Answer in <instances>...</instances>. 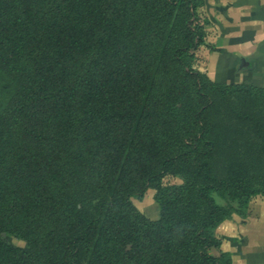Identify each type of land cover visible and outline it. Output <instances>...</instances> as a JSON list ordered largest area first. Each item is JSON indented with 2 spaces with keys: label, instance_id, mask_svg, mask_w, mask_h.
<instances>
[{
  "label": "trees",
  "instance_id": "16d2710c",
  "mask_svg": "<svg viewBox=\"0 0 264 264\" xmlns=\"http://www.w3.org/2000/svg\"><path fill=\"white\" fill-rule=\"evenodd\" d=\"M204 3L0 0V264H233L215 229L264 197V87L197 68Z\"/></svg>",
  "mask_w": 264,
  "mask_h": 264
},
{
  "label": "crops",
  "instance_id": "0c3cea01",
  "mask_svg": "<svg viewBox=\"0 0 264 264\" xmlns=\"http://www.w3.org/2000/svg\"><path fill=\"white\" fill-rule=\"evenodd\" d=\"M201 21L206 36L199 51L208 77L264 87V0H205ZM217 234L233 264H264V198L249 203L240 223L222 221Z\"/></svg>",
  "mask_w": 264,
  "mask_h": 264
},
{
  "label": "rangeland",
  "instance_id": "374dc122",
  "mask_svg": "<svg viewBox=\"0 0 264 264\" xmlns=\"http://www.w3.org/2000/svg\"><path fill=\"white\" fill-rule=\"evenodd\" d=\"M204 5H205V3L202 4L199 8L201 16H202V12L204 10ZM201 23H202V21H201ZM195 55H196V59H198L196 62L197 68L200 70H203V67H202L203 65L201 63L202 62L201 60L203 57L201 56V53L199 51V47L195 51ZM163 181H164V184H179L182 182V178L179 176H175V175L174 176H166ZM154 194H155V190L153 188H147L142 193L141 196L131 197V201L133 202V204L138 208V210H140L149 219H154L155 217H157V218L159 217V207H158L157 202L154 199ZM213 197H214L216 203H218L220 205H227V201H224L223 199H221L219 196H217V194H213ZM263 198L264 197H262L260 195L254 196L249 200V203L254 199H263ZM249 203H248L246 208H238V210L233 212L232 215L228 219H232L234 222L240 223L242 221V219L245 218L247 215ZM231 204L235 208L239 207L237 205L236 201L231 202ZM240 212H242V213H240ZM215 234L220 236L219 234H217V228L215 229ZM6 239L15 245H20V246L24 245V242L22 240H19L15 237L7 236ZM219 249L221 251L229 252L225 248H223V240L221 242ZM211 253L214 255H218L219 250L218 249H211ZM231 260H232V258H231Z\"/></svg>",
  "mask_w": 264,
  "mask_h": 264
}]
</instances>
